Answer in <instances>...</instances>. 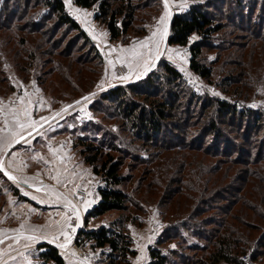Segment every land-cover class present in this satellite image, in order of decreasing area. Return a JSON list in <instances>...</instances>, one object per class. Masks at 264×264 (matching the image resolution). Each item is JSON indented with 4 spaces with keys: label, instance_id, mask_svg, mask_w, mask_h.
Returning a JSON list of instances; mask_svg holds the SVG:
<instances>
[{
    "label": "trees",
    "instance_id": "obj_1",
    "mask_svg": "<svg viewBox=\"0 0 264 264\" xmlns=\"http://www.w3.org/2000/svg\"><path fill=\"white\" fill-rule=\"evenodd\" d=\"M73 2L82 8L95 7L97 9L95 18L106 25L111 40L126 35L135 22L134 0H73ZM41 8L45 11L43 17L37 13ZM50 21L54 23L49 25ZM60 27H67L75 32L73 39L75 42L72 44L78 48L83 46L79 51L89 46L90 52H97L91 37L67 11L64 0H0L1 40L17 41L15 48L4 51L5 55L12 53V56L17 58L22 50L28 53L27 37L32 33L40 34L39 37L43 36L47 49L50 46L55 51L59 42L55 43L52 35ZM222 29V22L217 19L210 7L199 4L185 13L172 17L167 44L187 46L191 35L199 34L201 40L190 44V69L209 81L214 69L202 63V51L209 38ZM81 42L82 45H79ZM41 43L39 41L37 44ZM56 52L63 56L57 64L58 70L66 69L65 71L69 72L67 68L71 69L70 66L73 64H79V60L71 55V46L69 52L64 49ZM64 59L66 67L63 70L64 63L61 62ZM254 59V69L248 66V73L243 69L238 71L237 77H227L223 84L225 93L236 94L239 99H249L252 95L255 97L256 88L252 83L264 82V73H260L264 70V51L262 50ZM258 69H261L260 72ZM77 74H81L80 69ZM73 85L77 86V83ZM180 87L181 91L177 89ZM238 90L239 94L236 93ZM104 98L111 102L117 111L116 114L130 125L141 146H148L147 150L152 156L154 154L159 156L171 148L186 150L183 160L179 161L180 169L183 171L188 165V157L205 149L214 153L212 157H217L219 162L213 163L211 167H205L203 171L201 167L198 189H195L192 183L194 180L188 175V177L183 175L179 179L171 177L163 182L161 180L162 185L159 189L162 191L160 190L159 194H162L165 204L179 198L186 200L193 198L189 215L197 219L189 231L194 237L202 240L204 245L188 244L183 247V251L164 252L162 245L168 236H172L173 233L168 232L176 228L173 226L165 229V236L158 239L155 247L150 246V260L147 264H245L242 257L249 250L252 260L260 259L264 255V108L260 111L247 107L239 108L237 103L232 104L220 98H210L201 102L200 107L195 106L199 104V100L196 99L201 97L187 85L181 72L165 60H160L157 70L150 72L141 83L129 85V88L113 89ZM194 107L198 110L192 109ZM228 128L234 129L232 132L236 133L235 140L227 137ZM192 131L199 132L200 141L188 140L189 135L194 137ZM167 132L172 133L171 136L167 137ZM209 136L215 141L223 138L221 142L225 148L222 150L217 142L215 145L218 147L212 150L209 147L210 143L204 141L205 137ZM85 139L84 136L79 137L74 146H80L79 152L83 161L91 167L96 176L100 177L102 184L99 187L100 199L86 213L85 226L78 231L76 243L83 245L88 242L93 248L107 250V264H130L136 250L132 247L133 238L128 233L126 225L130 217L125 216L134 201L131 192L125 188L132 179V175L125 173L124 168L123 156L128 152L111 140ZM238 140L242 142L244 149L241 155L236 144ZM253 147L257 148L258 152L254 154L249 150L245 153L246 149ZM150 161H146V164ZM161 161L153 167L154 169L152 167L149 169L151 174L156 172L154 176L157 178L159 171L162 177L166 176V171H170L168 170L170 165L165 164L163 159ZM1 171L0 173L3 172ZM172 180L176 182V188L170 187ZM155 182H158L155 178L148 181L144 191L150 193L149 189L158 185ZM137 189H141V186L138 185ZM197 193H200L199 198L192 196ZM110 212H120L123 217L118 216L99 227H86L90 219L101 218ZM39 248H44L36 255L41 264H65V258L57 246L43 242ZM198 252L202 255H198ZM185 254L193 256L195 260L184 261L183 258H190Z\"/></svg>",
    "mask_w": 264,
    "mask_h": 264
},
{
    "label": "rangeland",
    "instance_id": "obj_2",
    "mask_svg": "<svg viewBox=\"0 0 264 264\" xmlns=\"http://www.w3.org/2000/svg\"><path fill=\"white\" fill-rule=\"evenodd\" d=\"M134 2L136 3V16L133 27L126 35L117 40H111L106 25L95 18L97 13L95 7L82 8L77 6L73 0L65 2L67 11L91 37L97 47V52H90L89 46L79 51L83 46L78 48V46L72 44L75 42L73 40L75 39V32L67 27L57 28L54 35H52L55 38V43L59 42V46L55 48V51L50 46L47 49L48 46L45 44V38L42 35V37H39L40 34L32 33L27 37L26 50L28 53L22 50L17 58H14L12 53L5 55L4 52L15 48L17 41L12 40L9 42L8 40H1L0 37V100L17 90V94H23L25 89L20 86L33 84L37 96H40V100H37V102H44L48 108V110L43 111L46 114L36 121V126L41 127L40 121L46 117L49 118L48 126L51 128H47L45 131L67 133L69 144L71 143L73 150L72 153L79 157V162H84L79 152L80 146L75 147L74 144L81 136H84L85 140L88 139V141H93L95 138L97 140L102 138L111 140L115 145H120L122 150L128 152L123 156L124 168L125 173L132 175V179L125 185V188L131 192L134 201L127 212L123 213H125V216L130 217L126 225L128 233L133 238L132 247L136 250V254L131 257L130 264H147L150 260V246L155 247L158 239L165 236L164 233L167 228L176 226L175 229L173 228L174 230L168 232L173 234L168 236L169 238L162 245L166 253L172 250L183 251V247L188 244L204 245L202 240L194 237L192 232L189 231L194 225L195 219H197H193V216L191 218L189 215L192 210L191 201H193V198L187 200L179 198L174 202L172 200L171 203L165 204L162 194H159L161 190L159 187L162 185L161 180L162 182L168 181L167 179L171 177L179 179L184 175V177H192V180H194V182L192 181L193 186L198 189L200 184L197 182L200 183L201 175L199 173L201 167L202 171L205 170V167H211L213 163L218 162L217 157H212L214 153L207 149L200 153H192L188 157V165L183 171V169H180V162L183 160L186 150L181 151L178 148H171L162 152L159 156L158 154L152 156L147 150L148 146H141V142L133 135L130 125L116 114L117 111L114 106L104 96L113 89L119 87L129 88V85L141 83L148 77L150 72L157 70L160 60H165L181 72L187 85L195 94L201 97V100L196 99V101L199 100V104H195V106L200 107L201 102L210 98H220L232 104L237 103L239 108L247 107L257 111L262 110L264 108V82L252 83L256 88L255 97H252L253 95L250 97L251 94L249 93V99H239L236 94L225 93L223 84L227 81L228 76L237 77L239 70L244 69L245 73H248V66H252L254 69V58H257L262 50L264 51V0H168L167 10L165 9L164 0H134ZM199 4L210 7L223 25L220 32L209 38L202 51V63L214 69V74L209 81L190 69V44L201 40L199 34H192L187 46L167 43L165 45V41L170 34V19L175 14L185 13L191 7ZM37 11L39 16H45V11L42 8ZM161 16L165 17L163 21H161ZM48 23L52 25L54 21ZM39 41L42 43L37 44ZM79 45H82V42ZM70 46L73 53L71 55L79 60V64H73L70 66L71 69L67 68L69 73L65 71V59L61 62L64 63L63 70H65H58L57 64L63 59V56L56 51L64 49L69 52ZM68 49L69 51H67ZM252 50H255V52H252ZM50 52L52 55H50ZM134 52L142 53V55L134 56ZM79 69L81 74H77ZM258 70L260 72L261 69ZM253 72H256V70H253ZM260 73H264V70ZM73 83H77V86H74ZM177 89L181 91V87ZM239 91L236 93L239 94ZM41 98H44V101ZM32 104L34 103L32 102ZM21 105H24L22 108L30 107L29 103L26 105L21 103ZM31 109L32 112H30L34 115L35 110ZM192 109L198 110L196 107ZM40 114H42V111H40ZM227 130V137L230 136L235 140L234 135L236 133L232 132L234 129L228 128ZM35 131L33 130L32 133ZM192 133L195 138L189 135L188 140L190 142L191 139L201 140V136H198L199 132L192 131ZM171 134L167 132V137ZM209 137H205L204 141L210 143L209 147L212 150L218 147L215 145L217 142H219L222 150L225 148V145L221 142L223 138L220 141H215L214 138ZM236 144L238 145L239 155L243 154L242 142L238 140ZM249 150H252L254 154L258 152L257 148L253 147L252 149H246L245 153ZM162 159L165 160V164L170 165L168 169L170 171L165 172V177H162V173L159 171V177L157 178V176H154L156 172L151 174L149 169L150 167L154 169L153 167L157 163L160 164ZM146 161L150 162L146 164ZM191 164L193 165L191 166ZM2 173H0V203L2 202L1 195L3 191L16 188L13 181ZM152 178L158 180V182H155L158 185L150 188V193H146L144 189ZM97 179L101 181L98 176ZM138 185L141 186L139 190L137 189ZM170 187L176 188V182L172 180ZM80 192L78 191L80 197L85 196ZM199 194H192V196L199 198ZM119 213L110 212L101 218L90 219L86 227H99L118 216L123 217ZM84 226L85 216L80 227ZM75 233L72 234L71 238ZM65 241L66 238L63 237L59 240V242L64 243ZM57 247L62 255H67L68 250L64 247ZM67 248H70V251L79 257L81 263L107 264V250L93 248L88 242L78 245L76 238H74ZM186 253H189V251H186ZM247 254L250 258L251 250ZM190 255L185 254L186 257ZM198 255L202 254L198 252ZM183 260H195V258L190 256L189 259L183 258ZM179 261H181V258H179ZM252 261L257 264H264V255L260 259Z\"/></svg>",
    "mask_w": 264,
    "mask_h": 264
},
{
    "label": "crops",
    "instance_id": "obj_3",
    "mask_svg": "<svg viewBox=\"0 0 264 264\" xmlns=\"http://www.w3.org/2000/svg\"><path fill=\"white\" fill-rule=\"evenodd\" d=\"M20 87L25 89L23 94H17V90L0 100V163L3 164L4 174L8 172L16 177L12 180L5 175L17 188L7 189L1 195L0 264H41L36 255L44 248H39V245L66 238L61 234V229L65 217L72 215L65 207L64 200H56L50 194L51 191L63 193L77 205L79 220L75 215H72L71 220L75 233L82 225L86 213L99 201L101 181H98L89 165L79 162V157L72 153L67 133L45 131L51 128L48 126L49 118L40 121L41 127L35 124V127L20 130L23 139L16 137L8 146V142L12 141L11 129L16 127L14 116L18 115L22 122H27V111L31 120L37 121L46 114L43 111L48 110L44 102H37L40 96H37L33 84ZM21 97L23 104L29 103L30 107L22 108L24 105H21ZM41 99L44 101V98ZM31 108L35 110V116ZM33 130L36 131L32 133ZM78 191H84L85 196L80 197ZM64 230L72 236V230ZM70 250L67 255L63 254L65 264H84Z\"/></svg>",
    "mask_w": 264,
    "mask_h": 264
},
{
    "label": "snow or ice",
    "instance_id": "obj_4",
    "mask_svg": "<svg viewBox=\"0 0 264 264\" xmlns=\"http://www.w3.org/2000/svg\"><path fill=\"white\" fill-rule=\"evenodd\" d=\"M65 2L67 3L68 0H65ZM164 5H165V9L167 10L168 8V0H164ZM167 15V12L165 13ZM165 19L164 16H161V21H163ZM159 54V53H157ZM134 56H141L142 53H133ZM21 102L23 103V97L20 98ZM25 116L29 117V120L27 122H22L19 118L18 115L14 116V118L16 119V127L14 129H11L12 132V141L8 142V146L11 145V143L13 141L16 140V137H20V139H23V136L21 134L20 130H24L27 127L31 126V127H35L36 121H32L30 118V114L25 111ZM3 169V164L0 163V170ZM5 175H8L10 179L15 180L16 177L12 176L10 173L5 172ZM53 179H57V177H53ZM25 183H27V180H25ZM52 196L55 197L56 200H60L63 199L65 202V207L68 208L70 210V212L72 213V215L76 216V219L79 220V209L77 207V205H75L71 200H69L66 196H64L63 193H58L55 190H52L50 193ZM36 197H33V199H35ZM72 215H67L65 217V224L61 229V234L64 235L66 237V244L71 242V237L69 236L68 231H65L64 229H68V230H73V224L71 223L72 220ZM31 239V237H30ZM65 245H60V247H64ZM73 255H75V253H73Z\"/></svg>",
    "mask_w": 264,
    "mask_h": 264
},
{
    "label": "built area",
    "instance_id": "obj_5",
    "mask_svg": "<svg viewBox=\"0 0 264 264\" xmlns=\"http://www.w3.org/2000/svg\"><path fill=\"white\" fill-rule=\"evenodd\" d=\"M82 195H84L85 193L84 192H80ZM73 231V233H74V230H72ZM61 245H65L64 246V248L66 249V250H68L69 248H67V247H69L67 244H65L64 242H59ZM58 246H60V245H58ZM244 260H245V262H247V264H257V263H254V261H252L250 258H249V255L247 254H245V255H243V257H242Z\"/></svg>",
    "mask_w": 264,
    "mask_h": 264
},
{
    "label": "water",
    "instance_id": "obj_6",
    "mask_svg": "<svg viewBox=\"0 0 264 264\" xmlns=\"http://www.w3.org/2000/svg\"><path fill=\"white\" fill-rule=\"evenodd\" d=\"M170 21H171V19H170ZM166 43H167V40L165 41V45H166ZM80 228H81V227H80ZM80 228L77 229L75 235L71 238V242H72V241L74 240V238L76 237V235H77L78 231L80 230ZM71 242H70V243H71ZM47 243H50V242H47ZM50 244H53V245H55V246L61 245L59 242H52V243H50ZM67 245H68V243H67Z\"/></svg>",
    "mask_w": 264,
    "mask_h": 264
}]
</instances>
